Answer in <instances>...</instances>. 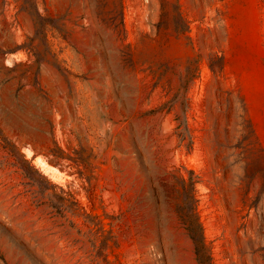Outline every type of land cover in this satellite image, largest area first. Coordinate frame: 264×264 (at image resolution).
<instances>
[{"label":"rangeland","instance_id":"374dc122","mask_svg":"<svg viewBox=\"0 0 264 264\" xmlns=\"http://www.w3.org/2000/svg\"><path fill=\"white\" fill-rule=\"evenodd\" d=\"M187 215L264 264V0H0V264H199Z\"/></svg>","mask_w":264,"mask_h":264},{"label":"trees","instance_id":"16d2710c","mask_svg":"<svg viewBox=\"0 0 264 264\" xmlns=\"http://www.w3.org/2000/svg\"><path fill=\"white\" fill-rule=\"evenodd\" d=\"M184 184H186L192 191H194L196 181L193 179L183 178ZM75 215L78 213L73 212ZM186 230L188 231L193 243L195 245L197 259L199 264H212L209 248L206 245L205 237L203 233L202 224L197 217L193 215H187L185 218Z\"/></svg>","mask_w":264,"mask_h":264},{"label":"bare ground","instance_id":"6f19581e","mask_svg":"<svg viewBox=\"0 0 264 264\" xmlns=\"http://www.w3.org/2000/svg\"><path fill=\"white\" fill-rule=\"evenodd\" d=\"M37 162H39V158L37 159ZM42 165L45 167V168H49L50 172L54 174V172H56V169L54 167H50V166H47V164L43 161H41ZM134 173V172H133ZM143 239V238H142ZM148 243V242H147ZM146 249V248H144ZM136 251V250H135ZM144 251V250H143ZM147 251V250H146ZM146 253V252H144ZM135 254V253H134ZM133 255V254H132ZM137 255V254H136ZM147 256V255H146ZM139 257V256H138ZM149 261V260H148ZM139 262V261H138ZM137 262V263H138ZM144 262V261H143ZM145 263V262H144ZM139 264V263H138Z\"/></svg>","mask_w":264,"mask_h":264}]
</instances>
